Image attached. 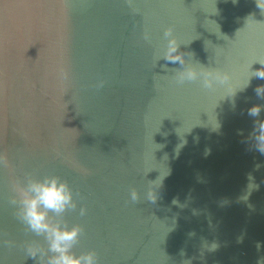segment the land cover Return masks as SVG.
<instances>
[{
  "label": "water",
  "instance_id": "95a60500",
  "mask_svg": "<svg viewBox=\"0 0 264 264\" xmlns=\"http://www.w3.org/2000/svg\"><path fill=\"white\" fill-rule=\"evenodd\" d=\"M257 4L0 0V264H39L29 245L47 251L9 203L28 174L69 184L77 209L54 220L79 224L73 251H95L99 264H264V155L249 139L264 121ZM169 27L185 67L230 81L178 85Z\"/></svg>",
  "mask_w": 264,
  "mask_h": 264
},
{
  "label": "clouds",
  "instance_id": "9594fccd",
  "mask_svg": "<svg viewBox=\"0 0 264 264\" xmlns=\"http://www.w3.org/2000/svg\"><path fill=\"white\" fill-rule=\"evenodd\" d=\"M124 3L134 10V0H124ZM258 7L264 9V0H258ZM167 39V52L164 58L173 63L179 61L183 70H177L176 83L183 85L186 82H199L205 90H212L216 85H225L230 81V76L226 72H221L213 68L197 70L195 67H185L182 55H174L178 51L180 44L173 36V29L167 28L164 31ZM144 40H149L148 33L144 34ZM254 76L264 79V68L256 71ZM60 77L67 78V73L61 69ZM97 88H102L104 82L100 81ZM256 95L264 99V86H259L255 90ZM234 94V93H233ZM260 105H256L247 110L251 117H259L261 113ZM249 139L253 140L254 147L264 155V121L255 120L254 128ZM0 166L8 167V159L4 154H0ZM257 169L261 165H256ZM26 183L21 185L15 182L12 185L13 192L16 193L9 203L16 209L15 215L18 221L24 226L26 232H30L37 237H43L47 243V251H42L39 246L29 245L26 249L27 255L35 259L39 256V264H99V258L95 251H87L77 255L73 249L80 243L83 228L79 225L69 227L66 221L54 220V217H63L69 211L77 209V203L73 198V193L69 184L61 180L60 177L51 175L45 176L42 180L34 179L31 174L26 175ZM148 201L155 202L156 197L153 192L147 193ZM132 202L139 201V194L135 189L130 191ZM87 209L81 207L79 215L85 216ZM52 214V216H50ZM7 246H12L11 241L5 242ZM259 248V245H257ZM215 245L210 250L214 251ZM261 262V261H260ZM258 262V264H260Z\"/></svg>",
  "mask_w": 264,
  "mask_h": 264
}]
</instances>
